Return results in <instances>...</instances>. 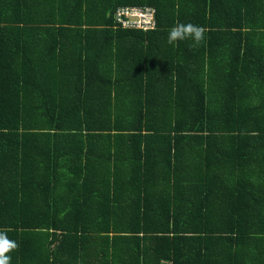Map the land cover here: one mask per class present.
Listing matches in <instances>:
<instances>
[{"label":"trees","instance_id":"trees-1","mask_svg":"<svg viewBox=\"0 0 264 264\" xmlns=\"http://www.w3.org/2000/svg\"><path fill=\"white\" fill-rule=\"evenodd\" d=\"M0 229L11 264H264V0H0Z\"/></svg>","mask_w":264,"mask_h":264},{"label":"clouds","instance_id":"clouds-1","mask_svg":"<svg viewBox=\"0 0 264 264\" xmlns=\"http://www.w3.org/2000/svg\"><path fill=\"white\" fill-rule=\"evenodd\" d=\"M115 24L118 26L116 21ZM206 31L203 26L176 22L168 30L167 43L178 47L180 42L190 40L192 47H198L204 42ZM18 247V243L9 237L8 231L0 229V264H11L12 256L10 254L16 251Z\"/></svg>","mask_w":264,"mask_h":264},{"label":"built area","instance_id":"built-area-1","mask_svg":"<svg viewBox=\"0 0 264 264\" xmlns=\"http://www.w3.org/2000/svg\"><path fill=\"white\" fill-rule=\"evenodd\" d=\"M156 9L153 6H119L115 10V21L124 28L153 29L156 26Z\"/></svg>","mask_w":264,"mask_h":264},{"label":"crops","instance_id":"crops-1","mask_svg":"<svg viewBox=\"0 0 264 264\" xmlns=\"http://www.w3.org/2000/svg\"><path fill=\"white\" fill-rule=\"evenodd\" d=\"M144 44L147 45V44H149V42L145 41ZM217 46H219V45H217ZM217 46L215 45L214 47L217 48ZM198 47L202 48L201 52L204 53V55L207 54V51L209 50V47L205 48L206 45L205 46H198ZM182 54H187V51L184 50L182 52H179V55L183 56ZM166 58H167V54H166V51L164 49L163 43L160 45V43L158 42L155 45L154 50H152V52L143 60L146 61L145 66H148V65L153 66V65H155V66L161 67V66H163V62H164V60H166ZM222 84H223L222 86L219 85V91H220V89L225 88L224 82H222ZM199 89H201V91H202L201 86H199ZM183 93L185 95L195 96V94L198 95V89H196V91L194 92L193 89L191 88V86L189 85V83H187L185 85V87L183 88ZM202 93H203V91H202ZM222 95L225 96L226 94L222 93ZM207 96H210V94L207 93ZM214 97L217 98V102H218L219 98L221 97V94L217 95V96H214ZM204 99H205V96H204ZM227 100H228V98H227ZM191 107H193V105L192 106L191 105L188 106L186 109L191 108ZM179 108H181L182 111H179ZM179 108L178 107L177 108H172L171 110H172V112H176V113L183 112V111L186 110L185 109V105H183V104ZM161 120H164V118H162Z\"/></svg>","mask_w":264,"mask_h":264}]
</instances>
